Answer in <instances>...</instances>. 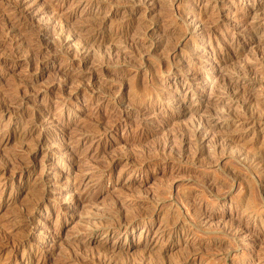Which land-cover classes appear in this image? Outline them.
Listing matches in <instances>:
<instances>
[{"label":"rangeland","instance_id":"374dc122","mask_svg":"<svg viewBox=\"0 0 264 264\" xmlns=\"http://www.w3.org/2000/svg\"><path fill=\"white\" fill-rule=\"evenodd\" d=\"M85 262L264 264V0H0V264Z\"/></svg>","mask_w":264,"mask_h":264},{"label":"bare ground","instance_id":"6f19581e","mask_svg":"<svg viewBox=\"0 0 264 264\" xmlns=\"http://www.w3.org/2000/svg\"><path fill=\"white\" fill-rule=\"evenodd\" d=\"M202 121H203V120H202ZM202 121H201V122H202ZM201 122H200V123H201ZM205 122H206V121H205ZM205 124H208V123H205ZM205 124L203 123V127H202V129L206 126ZM201 126H202V125H201ZM200 128H201V127H200ZM235 130H236V129H235ZM222 133H223V132H222ZM217 134H218V133H217ZM224 134H225V132H224ZM218 136H219V135H218ZM226 137H227V136H226ZM217 138H218V137H217ZM218 139H219V138H218ZM220 139H222V138H220ZM229 139H231V138H229ZM225 140H226V139H225ZM181 141H183V140H181ZM228 141H229V140H228ZM202 148H203V147H202ZM198 149H199V148H198ZM201 150H202V149H201ZM201 152H202V151H201ZM204 152H205V151H204ZM204 152H203V153H204ZM240 152H241V151H240ZM201 154H202V153H201ZM254 155H255V154H254ZM254 155H253V156H254ZM253 156H252V158H253ZM256 156H257V155H256ZM256 156H255V157H256ZM258 160H259V159H258ZM252 161H253V160H252ZM4 169H5V168H4ZM5 170H6V169H5ZM4 174H5V173H4ZM232 175H233V174H232ZM254 175H255V174H254ZM255 181H256V180H255ZM262 182H263V181H262ZM257 183H258V182H257ZM256 185H257V184H256ZM251 186H252V185H251ZM260 187H261V185H260ZM259 189H260V188H259ZM260 191H261V190H260ZM261 192H262V191H261ZM261 197H262V196H261ZM117 207H118V206H117ZM117 209H118V208H117ZM128 223H129V222H128ZM128 223H127V224H128ZM26 225H27V224H26ZM102 249H103V248H102ZM101 251H103V250H101ZM66 257H67V256H66ZM69 257H70V256H69ZM69 257H68V258H69ZM65 259H66V258H65ZM72 259H73V258H72ZM72 259L70 258L69 260H72ZM74 259L77 261L76 258H74ZM69 260H68V261H69ZM75 260H74V261H75ZM86 260H87V259H86ZM71 262H73V261H71ZM85 263H86V262H85ZM92 263H93V262H92ZM83 264H84V263H83ZM86 264H87V263H86ZM89 264H90V263H89ZM94 264H95V263H94ZM97 264H98V263H97ZM100 264H101V263H100Z\"/></svg>","mask_w":264,"mask_h":264}]
</instances>
